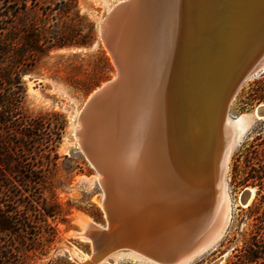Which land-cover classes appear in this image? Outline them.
<instances>
[{
    "label": "bare ground",
    "instance_id": "bare-ground-1",
    "mask_svg": "<svg viewBox=\"0 0 264 264\" xmlns=\"http://www.w3.org/2000/svg\"><path fill=\"white\" fill-rule=\"evenodd\" d=\"M127 1L128 9L114 24L106 17L107 32L100 33L117 89L88 113L86 126L79 121L82 108L74 129L79 148L84 151V142L86 157L97 165L91 167L103 192L101 210L117 220L109 228L79 216L77 236L91 244V234H99L104 243L116 234L141 242L152 253L156 249L166 262L168 254L188 246L197 231L209 226L206 173L214 126L212 210L223 223L201 252L227 224L224 176L248 126L243 117L231 123L227 106L242 77L244 55L264 47V0H124L109 14ZM262 62L264 53L244 80L263 71ZM263 108L253 111L257 119L264 118ZM247 190L251 196L243 206L255 195L254 189ZM129 214L131 223L125 217ZM119 251L141 263L163 264L135 250ZM111 253L84 255L83 262L99 264Z\"/></svg>",
    "mask_w": 264,
    "mask_h": 264
},
{
    "label": "rangeland",
    "instance_id": "rangeland-1",
    "mask_svg": "<svg viewBox=\"0 0 264 264\" xmlns=\"http://www.w3.org/2000/svg\"><path fill=\"white\" fill-rule=\"evenodd\" d=\"M122 1L0 0V22L12 14L8 20L10 29L6 33L0 31V42H15L17 58L27 64L23 67L27 71L21 75V108L27 122L35 121L39 127L35 131L37 146L27 142V152L22 154L27 180L42 176L36 187L27 183V216L34 222L45 219L56 235L42 255L35 253L25 264H84L83 257L91 255L92 246L78 237V217L86 216L97 225L106 226L97 173L84 158L74 129L87 98L116 76L100 39V26ZM3 25L0 23V27ZM262 98L264 69L245 79L229 100V121L234 123L239 117L248 121L231 152L224 176L229 218L212 246L187 264H240L251 237L256 235V216L263 217L264 204L253 215L249 207L258 203L256 196L246 206L240 198L243 190L254 189L256 194L257 188H243L238 182L252 167L258 168L264 162V118L253 115L258 106L264 105ZM254 149L257 155L247 163L245 154ZM49 159L53 164L47 169ZM41 164L45 167L42 174H32L31 170H38ZM53 206L57 213L49 218L44 208ZM120 252L111 253L99 264H145ZM257 264H264V260Z\"/></svg>",
    "mask_w": 264,
    "mask_h": 264
},
{
    "label": "trees",
    "instance_id": "trees-1",
    "mask_svg": "<svg viewBox=\"0 0 264 264\" xmlns=\"http://www.w3.org/2000/svg\"><path fill=\"white\" fill-rule=\"evenodd\" d=\"M11 17L12 14H7L0 22L4 24L0 27L1 32L6 33L10 29L8 20ZM14 45L15 42L10 39L0 42V264H25L35 253L42 255L56 236L45 219L34 222L27 216V183L36 187L42 182V176L27 180V164L22 154L27 152V142L34 148L37 146L35 131L39 127L35 121L27 122V115L21 108L24 94L21 75L27 71L23 68L27 64L19 61ZM47 149L53 148L47 146ZM255 149L246 152L247 163L257 155ZM261 153L264 156V150ZM51 164L49 159L47 169ZM42 165L31 173L42 174L45 168ZM238 184L243 188H257L255 199L258 203L249 207L250 212L257 215L264 204V162L246 172ZM44 211L49 218L57 213L54 206L44 208ZM256 221V235L251 237L240 264H257L259 260H264V237L260 236V233L264 234V214L263 217L256 216Z\"/></svg>",
    "mask_w": 264,
    "mask_h": 264
},
{
    "label": "water",
    "instance_id": "water-1",
    "mask_svg": "<svg viewBox=\"0 0 264 264\" xmlns=\"http://www.w3.org/2000/svg\"><path fill=\"white\" fill-rule=\"evenodd\" d=\"M130 5H129V1L121 3L115 10H113L107 16V18L109 20V21L107 20V22L108 23L111 22L114 24L115 21L119 18V16H121L128 9V7ZM111 23H109V25ZM107 29H108L107 24L104 22L103 27H102L101 36L105 35V33L107 32ZM105 38H107V37H105ZM107 40H108V38H107ZM262 53H264V47L258 48V50H256V51L248 50L247 53L244 55V57L241 61L243 66H242V64L240 65L243 67L242 68V70H243L242 77L239 78L238 82L236 83V85H235V87H234V89L230 95V98L234 94V91H236L237 87L243 83L242 81L244 80L246 73L251 68L252 64L255 62V60L258 58V56H260ZM263 63L264 62H262L261 65H263ZM116 83H117L116 80L107 82L106 84L101 86L98 90L94 91L87 98V100L83 106V110H82V114H81L82 116H80V118H79V121L83 126H86L87 117L89 116L90 113H92L93 108H95V106L99 103V101H101L104 97L110 95V93H113L117 89ZM222 99H223V96H222ZM222 102H223V100H222ZM221 107L222 106H220V110H218V115H219V113H221L220 117L223 116V112L221 111L222 110ZM261 113L264 114V108L261 109ZM217 124L219 125V123H217ZM215 133L216 132H215V126H214V129L212 127V132H211V142H210L211 147L208 151V163H207L208 170L206 173L207 182L210 185L209 186V193H208V197H207V210H209V219H208L209 223L208 222L207 223L209 224V226L205 225L204 228H202L200 231H197L195 233L196 235L191 239V242L188 246H182L175 253L168 254L167 257L170 258V261H166V262H164V260H162V254L159 251L157 252L156 249H153L154 253H152V248L147 249L141 242H139V241L135 242V240L132 242H127L126 238L122 239L120 236L118 237L116 234L112 237V242L106 241L105 243L102 241V238L99 234H91L90 236H88V238L91 240V246H92L91 255H93V253H95V254H97L98 257L99 256L101 257V256H105L108 252H116L119 250H135L139 254H141L147 258H151L152 260H155L157 262H161L163 264H174V263L176 264V263H179L183 260H187L189 258H192L193 256L200 253L207 246H209V244L214 240L216 232L218 230L221 231L222 223H223L222 215L219 216V218H218V217L214 216V208L212 210V205L215 202V197H214V166H213V159H214L213 154H214V148H215ZM79 135H80V133H77V136H79ZM81 144H82L83 150L86 151L87 148L85 147L84 142ZM84 151L81 150L86 161L89 164H91V166L96 165L95 161H93L92 159L91 160L88 159L89 157H86ZM93 168H95V167H93ZM94 170H96V169H94ZM95 172H97V171H95ZM102 181L103 180H101V183H102ZM99 187H100V185H99ZM250 196H251L250 191H248L247 189L243 190L242 194H241V198H240L241 204L242 205L247 204ZM104 208H106V207L104 206ZM103 216H104V213H103ZM106 216H104L105 221H106L105 227L112 228L114 226L113 222H115V224H116L117 217L115 215H110V214H107ZM125 217H126V220H128L129 223H131L130 220L132 219V216L129 214V215H126ZM107 218L109 221L107 220ZM95 259L96 258H94L92 260L93 263L95 262Z\"/></svg>",
    "mask_w": 264,
    "mask_h": 264
}]
</instances>
